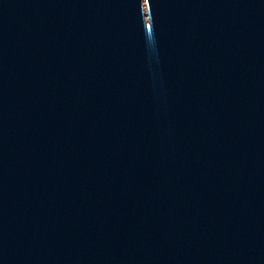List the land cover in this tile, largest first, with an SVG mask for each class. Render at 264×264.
<instances>
[{"label":"water","instance_id":"1","mask_svg":"<svg viewBox=\"0 0 264 264\" xmlns=\"http://www.w3.org/2000/svg\"><path fill=\"white\" fill-rule=\"evenodd\" d=\"M0 264H264V0H0Z\"/></svg>","mask_w":264,"mask_h":264}]
</instances>
